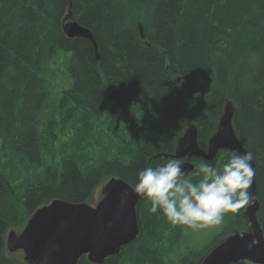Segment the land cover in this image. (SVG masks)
I'll use <instances>...</instances> for the list:
<instances>
[{
    "label": "trees",
    "instance_id": "obj_1",
    "mask_svg": "<svg viewBox=\"0 0 264 264\" xmlns=\"http://www.w3.org/2000/svg\"><path fill=\"white\" fill-rule=\"evenodd\" d=\"M70 4L71 17L91 32L96 49L63 32ZM58 50L70 53L72 85L63 102L75 104L62 123L71 119L75 128L67 144L74 153L58 167L45 166L17 195L8 179V156L39 166L42 150L56 139L55 115L45 113L50 92L43 77ZM226 98L235 135L257 163V220L264 237V0H0V264H15L6 255L5 238L19 221V203L31 216L54 200L88 204L110 178L132 188L139 170L173 158L187 126L196 129L205 150ZM133 104L155 126L125 157L130 160L105 157L80 168L82 144L73 142L91 133L88 120L114 109L129 114ZM149 207L143 199L138 203L142 231L136 241L102 264H165L159 244L173 224ZM232 234L226 228L211 247ZM78 264L91 263L83 257Z\"/></svg>",
    "mask_w": 264,
    "mask_h": 264
},
{
    "label": "water",
    "instance_id": "obj_2",
    "mask_svg": "<svg viewBox=\"0 0 264 264\" xmlns=\"http://www.w3.org/2000/svg\"><path fill=\"white\" fill-rule=\"evenodd\" d=\"M71 4L63 19V32L69 39L82 38L96 49L91 32L82 28L71 17ZM233 110L229 104L221 115L217 130L208 140L206 152L199 149L196 129L190 127L184 138L178 140L173 158H201L210 162L220 151L243 154L246 150L238 141L232 127ZM186 142V144H185ZM253 168V160L251 161ZM187 163L182 170L192 171ZM102 198L93 207L86 203L70 204L54 200L39 208L28 219L20 234L11 232L6 239L12 253L23 250L27 264H78L83 257L92 264H102L105 258L120 254L136 241L139 235L137 206L142 200L122 179L110 178L102 188ZM252 203L243 214L247 231L237 232L213 246L197 264H264V237L257 220L259 204L254 179L249 188ZM244 233L243 237L239 235ZM256 239L257 243L249 247Z\"/></svg>",
    "mask_w": 264,
    "mask_h": 264
},
{
    "label": "rangeland",
    "instance_id": "obj_3",
    "mask_svg": "<svg viewBox=\"0 0 264 264\" xmlns=\"http://www.w3.org/2000/svg\"><path fill=\"white\" fill-rule=\"evenodd\" d=\"M69 57L70 53L58 50L49 63L47 72L43 77L50 92V101L48 102V108L45 113L54 114L57 122V125H54V133L56 135L55 141L50 145V149L42 150L39 166L31 165L14 155H9L7 158V162H9L8 179L17 195H19L26 182L39 178V176L44 173L45 166L58 167L64 155L74 153L70 151V146L67 147V144L69 145L75 128H70L71 119L62 123V117H66L67 110L75 104L74 102H63V91L70 89L72 85V79L67 71ZM108 104L109 106L111 105L110 102ZM127 111L129 114H123V109H114L113 113L106 111L100 117L88 120L89 125L92 127L91 133L84 135L79 143L76 144L73 142L75 145L82 144L81 150H78V153L82 157L77 159L80 168H85L84 161L86 165L96 166L99 164L100 160H103L105 157L108 159H123L132 154V152L143 143L145 137L151 131V127L155 126V121L150 119L147 114L136 105L129 106ZM80 119L82 118L78 115L75 120L78 121ZM190 127L193 126H187L178 137L180 139L184 138L190 130ZM46 138L45 136L43 141L47 143L48 141ZM65 148L67 149L65 150ZM224 153L232 154L231 152ZM220 154L214 164L219 161L220 165H222L230 158ZM84 157L89 159V161ZM195 162L196 165L193 164L194 169L189 173L191 174L193 182L199 179V177L194 174L197 166L205 161L198 159ZM106 182L94 191L92 200L88 202L93 207L101 200V191ZM18 210L19 221L17 225L8 229V235L11 232L18 235L27 224L29 216L25 213L20 203L18 205ZM159 213L158 211L155 214L159 215ZM181 226L182 225H172V232L167 233L163 243L159 244V257L164 260L166 264L178 263V258H180V242L182 245L184 244L188 247V256L192 255L193 257L188 264H197L195 260L201 259L204 256L205 251L211 247L214 240L220 238L226 232V228H229L232 232H235L240 227V230L245 229L247 231V223L244 217L239 218L233 213L226 214L225 221L220 226L201 230H191L186 226H182L180 233L179 228H181ZM182 230L184 232H182ZM139 231H142L141 226H139ZM6 255L15 264H25L24 254L21 251L12 253L6 252Z\"/></svg>",
    "mask_w": 264,
    "mask_h": 264
},
{
    "label": "clouds",
    "instance_id": "obj_4",
    "mask_svg": "<svg viewBox=\"0 0 264 264\" xmlns=\"http://www.w3.org/2000/svg\"><path fill=\"white\" fill-rule=\"evenodd\" d=\"M252 159L250 151H233L220 166L205 161L197 166L194 174L199 179L193 182L191 174L182 170L185 161L171 158L159 166L139 170L132 191L150 205V213L161 212L173 225L191 230L220 226L226 214L238 215L252 203ZM239 235L242 238L244 233ZM256 243L253 238L249 247ZM239 264L251 261L242 260Z\"/></svg>",
    "mask_w": 264,
    "mask_h": 264
},
{
    "label": "bare ground",
    "instance_id": "obj_5",
    "mask_svg": "<svg viewBox=\"0 0 264 264\" xmlns=\"http://www.w3.org/2000/svg\"><path fill=\"white\" fill-rule=\"evenodd\" d=\"M227 100L224 102V106H223V109H222V112H221V115L224 113V111L226 110V107H227V105L229 104V106H230V108H231V110H233V105H232V101L231 100H228V98H226ZM133 105H135V104H133ZM130 106H132V105H130ZM221 115H220V117H221ZM219 117V118H220ZM219 120V119H218ZM198 144V143H197ZM198 147H199V145H198ZM199 149H200V147H199ZM200 150H202V149H200ZM206 150H207V147H206V149L205 150H202V151H204V152H206ZM219 158V153H217L215 156H214V158L212 159V161H210L211 163L212 162H215L217 159ZM118 159V158H117ZM198 159H200V160H203V159H201V158H198ZM118 160H120V161H122V162H128L130 159L129 158H123V159H118ZM253 179H254V185H255V193L257 194V182H256V179H255V176H256V174H257V163H256V160H255V158H254V156H253ZM204 161V160H203ZM192 165H193V163H192ZM197 169V168H196ZM137 210V209H136ZM244 212H245V209H241L240 210V212H239V214L237 215L236 214V216H238L239 218L240 217H243V214H244ZM258 213V212H257ZM27 225V224H26ZM183 226V225H182ZM182 226H181V228H179V232L181 233V229H182ZM26 227V226H25ZM25 227H24V229H25ZM23 229V230H24ZM22 230V231H23ZM21 231V232H22ZM244 231H246L245 229L244 230H236L235 232H233V234L232 235H234L235 233H237V232H244ZM20 232V233H21ZM182 232H184L183 230H182ZM19 233V234H20ZM7 236H8V234L6 235V238H5V245H6V239H7ZM180 240H181V238H180ZM220 242V241H219ZM134 243V242H133ZM217 244V243H216ZM216 244H214L213 246H215ZM129 246V245H128ZM179 249H180V258H178V263L177 264H188L191 260H192V255H190V256H188V252H187V246L186 245H182L181 244V242H180V244H179ZM212 246V247H213ZM127 247V246H126ZM211 247V248H212ZM125 248V247H124ZM210 248V249H211ZM209 249V250H210ZM18 251H21V252H23V250H18ZM17 251V252H18ZM122 251V250H121ZM6 252H9V253H11L8 249H7V246H6ZM23 254H24V252H23ZM80 261V260H79ZM165 262V261H164ZM79 263V262H78ZM25 264H27L26 262H25ZM92 264V263H91ZM165 264H166V262H165Z\"/></svg>",
    "mask_w": 264,
    "mask_h": 264
},
{
    "label": "flooded vegetation",
    "instance_id": "obj_6",
    "mask_svg": "<svg viewBox=\"0 0 264 264\" xmlns=\"http://www.w3.org/2000/svg\"><path fill=\"white\" fill-rule=\"evenodd\" d=\"M183 160H184L185 162H187V161L190 160L194 165H196V164H195V163H196L195 161L198 160V158H195V157L190 158V159H189V158H183ZM186 160H187V161H186Z\"/></svg>",
    "mask_w": 264,
    "mask_h": 264
}]
</instances>
